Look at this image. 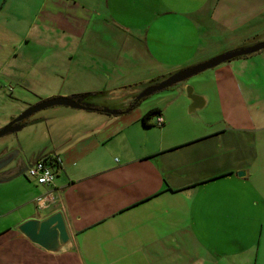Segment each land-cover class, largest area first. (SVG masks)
<instances>
[{
    "label": "crops",
    "instance_id": "obj_1",
    "mask_svg": "<svg viewBox=\"0 0 264 264\" xmlns=\"http://www.w3.org/2000/svg\"><path fill=\"white\" fill-rule=\"evenodd\" d=\"M0 2V27L9 24L13 37L4 39V50L21 55L14 70L31 83L28 77L92 78L129 64L150 85L264 39V0ZM224 63L198 80L194 92L205 98L198 119L188 114L185 84L144 110H135L136 94L108 104L102 89L44 88L37 102L89 93L85 101L95 107L59 106L30 124L44 146L24 154L26 164L45 154L57 157L60 168L52 186L35 184L28 199L0 213V264H264V93L242 88L235 66ZM206 81L215 88L210 94ZM211 102L216 111L205 124ZM155 108L162 125L153 116L144 126L142 116ZM47 191L59 202L38 210L35 198ZM57 211L71 238L62 252H48L17 230ZM226 220L238 238L233 254L249 252L246 263H219L209 249ZM247 226L256 234L244 245Z\"/></svg>",
    "mask_w": 264,
    "mask_h": 264
},
{
    "label": "rangeland",
    "instance_id": "obj_2",
    "mask_svg": "<svg viewBox=\"0 0 264 264\" xmlns=\"http://www.w3.org/2000/svg\"><path fill=\"white\" fill-rule=\"evenodd\" d=\"M39 1L40 0H30V5L36 6ZM3 10L2 12H0V22L4 20ZM1 26L0 62L5 63V69L0 71V128L3 127L6 123H8L12 118L19 115L27 107L37 103L35 99L39 98L38 96L41 95L40 93L43 91L44 88H63V92L74 91L83 88L102 89V91H104L103 94L106 97V102L108 104H118V102L124 101L127 94L137 95L143 88L149 85V82H146L147 79L144 78L145 72L143 70H138V65L135 68L133 67V65L129 64L122 66L120 69L113 70L114 72H107L102 76L96 75L92 78H85L83 76H63L61 77L63 78V80L61 81L59 77L58 79L54 76L47 77L45 75H41L36 77H28L33 80V83H31L29 79L26 80L25 78H22L24 76L22 72L14 70L15 66H20V62H23V59L21 58V55L18 57H13L10 55L7 49L4 50V39H8V41H10L13 37L10 33L11 30H9L11 29L9 24H2ZM258 39L259 38H255L254 41ZM5 48H7V46ZM2 49L7 55L3 52ZM263 52L264 49L255 52V55L251 57V59L241 57L229 61L232 65L235 66V72L237 77L241 81L242 88H255L256 91H259L262 94L264 93V59L262 57ZM238 64H240L239 67L237 66ZM218 66H220V64L217 65V67ZM217 67L215 66L206 69L194 76L189 77L188 79L182 82H178L168 87L167 89L142 98L141 100L137 101V106L135 107L137 109L135 110H144L147 109V107L150 105L163 103L167 100V98H170L172 96L176 88H180L183 84L186 85L185 88L187 86H191L194 88L195 91H199V88L201 87H199L198 80L208 79L210 76H212L213 70H215V68ZM238 68L239 70L244 71V73L241 74L242 72H238ZM24 79L25 82H23ZM83 80H85L86 82H82ZM87 80H89L91 84L97 83V85L92 87L90 85V82H87ZM206 83L207 85L203 83L205 89H207V91H205L210 94V91H213L215 88L213 87V83L207 81ZM185 99H188L187 96H185ZM31 101L36 102L32 103ZM27 102L32 104L28 105L26 104ZM216 107L217 106L211 102L210 105L204 109V113H207L209 115L206 119V122L203 123L206 124L207 120L212 119L211 113L214 114V111H216ZM57 108L62 107L53 106L32 114L31 116L26 118V124L19 131L15 133L6 134L0 137V153H10L15 150L19 151V154H17V156L12 162L0 169V180L4 179L0 181V213H4V211L9 208V204L12 205V203L20 201L21 199L22 201L25 198L28 199L31 193L33 192L32 189H34L36 185L41 186L37 184L34 179L28 178L25 175V172L20 173L12 179L8 178H11L18 171L17 170L16 172H14V167L17 165L18 161L22 159L25 161L26 164L24 154L27 155L28 153L35 152L42 148V146H44V143L41 142L39 140V137L35 135V127H30L32 123H35L37 120H39V117L45 116L49 112ZM200 114L202 113L196 112L191 115V117L194 119H198L197 116H200ZM220 121V115L218 114L217 122ZM192 122L195 123L194 121ZM9 172H11V174H6ZM7 179L8 181H5ZM245 223L248 224L251 223V221L247 220L245 221ZM231 225H233L232 220L225 221V231L223 232V234H219L217 238H214V242L211 238L210 243L211 245H214L213 247L215 248L209 249L211 251H214L213 255L215 259H218L219 263H230L233 260L246 263L250 256L249 252H246L244 257L240 259L238 257H235L233 254V251L238 248L239 245L236 242L238 238L236 236H233L231 230L227 229ZM255 234L256 232H254V229L251 231V227L247 226L245 236L241 238L243 240H241V243H248L250 240H253L254 242L255 238L253 236Z\"/></svg>",
    "mask_w": 264,
    "mask_h": 264
},
{
    "label": "water",
    "instance_id": "obj_3",
    "mask_svg": "<svg viewBox=\"0 0 264 264\" xmlns=\"http://www.w3.org/2000/svg\"><path fill=\"white\" fill-rule=\"evenodd\" d=\"M262 49H264V39L248 46L235 48L233 50L217 54L192 66L179 69L168 75L167 77L143 88L133 98L132 102L136 103L144 97L167 89L168 87L178 82H182L206 69L215 67L234 58L255 53ZM185 91L186 96L190 100L187 111L190 115H193L204 106L205 98L201 95L196 94L193 87L191 86H187ZM85 99L86 96L84 94L75 96H55L42 99L39 102L27 107L19 115L12 118L8 123L1 127L0 137L19 131L25 125L24 123H20L22 120L28 118L29 116L40 110L49 107L67 106L77 109H93L95 106L89 102H86ZM105 111L110 112L109 110ZM18 152V150H15L4 156H1L0 169L12 162L17 156ZM18 162H20L21 164L24 162V166H22V168H20L12 177L25 172L30 165V163L25 164V161H23L22 159ZM237 174L238 176H242L244 174V171H238ZM17 230L36 246H39L40 248L52 253H59L64 251L71 242L65 218L60 211L54 212L43 219H28L19 224L17 226Z\"/></svg>",
    "mask_w": 264,
    "mask_h": 264
},
{
    "label": "built area",
    "instance_id": "obj_4",
    "mask_svg": "<svg viewBox=\"0 0 264 264\" xmlns=\"http://www.w3.org/2000/svg\"><path fill=\"white\" fill-rule=\"evenodd\" d=\"M163 118L160 114L155 115V124L162 125ZM60 163L55 156L42 155L30 163L25 171L28 178L34 179L37 184L52 186L58 174ZM59 202L58 196H53L52 191L40 194L35 198V205L38 210L50 208Z\"/></svg>",
    "mask_w": 264,
    "mask_h": 264
},
{
    "label": "trees",
    "instance_id": "obj_5",
    "mask_svg": "<svg viewBox=\"0 0 264 264\" xmlns=\"http://www.w3.org/2000/svg\"><path fill=\"white\" fill-rule=\"evenodd\" d=\"M86 96V98L90 95L89 93L88 94H84ZM156 114H160L158 112V109H151L149 111H147L141 118V122L144 126H148V119L155 116Z\"/></svg>",
    "mask_w": 264,
    "mask_h": 264
},
{
    "label": "flooded vegetation",
    "instance_id": "obj_6",
    "mask_svg": "<svg viewBox=\"0 0 264 264\" xmlns=\"http://www.w3.org/2000/svg\"><path fill=\"white\" fill-rule=\"evenodd\" d=\"M132 100H133V99H132ZM25 120H26V118H25L24 120H22L20 123H24V124H26Z\"/></svg>",
    "mask_w": 264,
    "mask_h": 264
}]
</instances>
